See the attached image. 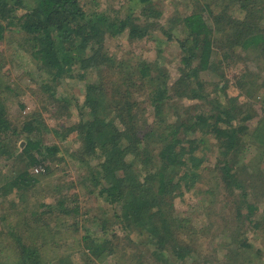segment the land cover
Returning <instances> with one entry per match:
<instances>
[{
    "label": "trees",
    "instance_id": "obj_1",
    "mask_svg": "<svg viewBox=\"0 0 264 264\" xmlns=\"http://www.w3.org/2000/svg\"><path fill=\"white\" fill-rule=\"evenodd\" d=\"M127 1L141 6L140 11L135 14L133 6L124 16L115 9L89 11L83 0H0V40L18 26L23 34L20 45L50 75L49 82L57 84L64 77H92L87 80L83 103L75 104L80 119L63 126L61 135L66 138L75 132L80 143L78 160L83 165L88 163L87 178L112 210L94 216L93 220L101 221L100 234L89 232L88 227L79 236L78 198L75 194L59 195L55 203H45L47 222L42 213L30 215L22 231L18 224H8L7 236L15 235L17 243L8 242L0 234V264H76L72 254L56 258L49 255V251L61 247L59 234H65L60 238L73 239L74 244L66 247L69 251L86 253V264L102 262L116 252L123 258L131 256L137 264L142 256L132 252L127 255L122 237L131 243L140 235L156 245V264H167L169 249L179 260L186 259L194 248L181 237L188 220L176 215L175 199L196 191L208 162L203 145L209 134L225 157L216 165L221 181L230 191L241 189V204L235 208L237 217L249 221L253 232L264 234V213L255 220L261 205L257 200H247L248 180L242 178L244 166L239 165L241 153L252 140L264 146V115L249 132L245 123L254 114L243 104L239 106V95L225 101L216 96L209 101L212 93L228 95L225 76L218 75L215 80L202 76L206 71L217 73L220 63L214 59L215 52L224 47H228V57L236 55L239 48L251 47L264 56V21L260 20L264 7L259 6L260 0H232L238 14L227 0H193L195 7L190 13L172 20L180 22L183 32L177 39L181 55L173 81L168 66L160 59H138L128 64L125 57L119 59L108 52V36L142 40L163 29L159 23L163 13L154 0ZM162 32L173 39L171 29ZM242 77L237 82L241 91L245 89ZM51 87L50 83L44 85L50 97L62 106L66 100L59 99ZM10 91L13 88L2 81L0 70V156H14L15 149L9 142L17 136L24 139L17 154L24 169L0 186L3 195L48 181L60 151L57 144L44 142L46 127L36 117L12 119L6 99ZM144 91L153 111L151 116L137 97ZM245 91L248 94L249 90ZM175 99L213 103L208 110L187 106L180 112L173 103ZM54 214L56 219H52ZM84 214L88 222L89 215ZM70 218L75 219L71 228L63 230L59 223ZM242 247L262 252L240 234L239 249Z\"/></svg>",
    "mask_w": 264,
    "mask_h": 264
},
{
    "label": "rangeland",
    "instance_id": "obj_2",
    "mask_svg": "<svg viewBox=\"0 0 264 264\" xmlns=\"http://www.w3.org/2000/svg\"><path fill=\"white\" fill-rule=\"evenodd\" d=\"M227 1L233 4L234 13L238 14L232 0ZM83 3L89 11L115 9L119 11L118 14L121 16L127 14L132 6L135 8V14L141 9V6L135 7L127 0H83ZM259 3V6L264 7V0H260ZM154 5L163 13L159 20L162 30L171 29L174 35L173 39H167L162 30H158L154 31L147 39L142 40H131L122 35L117 37L108 36L106 47L110 54H115L119 59L125 57L128 64L130 61H138V59L162 60L168 66L171 81H173L177 75L181 55V48L177 39L183 36V32L180 22L175 23L172 20L184 17L193 10L195 5L193 0H154ZM127 6L128 8H126ZM260 11V20L264 21V8L263 11ZM209 23H212V19H209ZM22 38L23 34L19 27L13 26L7 38L0 40L1 79L13 88V91L6 93L10 116L15 121H24V119L36 117L46 127L44 128V142L50 145L57 144L60 151L55 156L57 158L55 171L48 181L42 180L36 186L22 192L13 189L6 195L1 194L0 189V234L7 237L8 242L13 243L15 241L17 243L15 235L14 237L7 236L8 224H18L21 226L20 231H22L29 224L27 219L30 215L34 214L35 216L45 212V203H55V199L59 195L72 196L74 194L78 198L81 212V216L78 217L79 236L85 234L88 227L89 232L94 231L100 234L101 221L93 220L94 216H101L107 209L110 212L112 210L108 202L99 195L98 189L87 178L89 175L88 163L83 165L78 160L76 152L79 151L80 143L75 139V132H72L66 138L61 135L64 129L63 126L76 123L80 119L75 104L83 103L86 83L92 77L86 79H80L77 76L64 77L57 84L49 82L50 75L20 45ZM219 46L221 47V44ZM227 50L228 47H224L220 51L218 50V53L215 52L214 59L218 64L220 63L217 73L210 74L206 71L202 76L208 80L212 78L215 80L218 75H224L226 80L229 81L228 88L225 91L228 95H225L224 92L217 95L212 93L209 101L214 100L216 96L225 101L227 97L239 95V106L243 104L249 113L254 114L245 123L248 126V131L252 132L264 115V56L253 47L248 50L239 48L237 54H233L231 57L226 54L225 51ZM241 75H243L244 88L249 90L248 94H245V89L241 91L237 87ZM217 80H220V77ZM48 83L52 86L51 91H56V96L59 99L66 100L62 106L56 99L50 97L51 93L49 91L45 90L44 85ZM146 91L137 97L141 99L144 106H147L148 116H151L153 111L148 107L149 102L147 96H145ZM209 101L175 99L173 103L178 107V111L183 112L187 106H192V109L195 110L199 106L203 110H208L213 103V101ZM206 137L207 143L202 145L204 153L208 156V162L206 169L202 171V179L198 182L195 192H186L183 196H178L175 199L176 215L188 220L186 227L183 228L184 230L182 229L181 237L185 244L194 248V252H191L189 257L181 261L172 255L169 249L166 251L168 253L167 264H264V243L262 241L264 234L262 233V235L259 230L253 232L249 221L244 220L243 217H237L235 208L237 204H241V189L230 191L224 186L217 166L221 164V160L225 157L221 154V150L212 135L209 134ZM9 143L11 149H15V155L0 156V186L24 169V163L17 159V154L24 145V139L17 136ZM263 150L264 146L261 143L252 140L249 147L239 157V162H241L239 165L244 166L241 173L242 178L248 180L247 189L250 194L247 200H257L261 205V212L254 216L255 220H258L264 213ZM95 162H98V159ZM58 190L59 193L56 192ZM84 212L89 215L88 222L84 221L86 217ZM43 217L47 222L46 218H49V215L44 213ZM56 218L54 214L52 219ZM74 220V218L63 219L59 224L63 226V230L65 228L69 229V225ZM240 234L249 238L253 245L258 249H262V252L258 253L256 249L249 250L244 247L240 250ZM64 235L60 236L59 234L61 247L55 251H49V255L56 258L60 255L72 254V259L76 264H86V253L79 249L78 251H69L71 249L68 250L67 245H72L74 242L71 238H66L67 240L60 238ZM122 240L128 248L127 255L132 252L136 253V256H142L141 261L137 264H156L153 254L156 245L151 243L146 235L136 237L135 241L131 243L125 237H122ZM51 244L53 242H48V245ZM96 264H135V260L131 256L123 258L121 254L116 252L110 254L102 262L96 261Z\"/></svg>",
    "mask_w": 264,
    "mask_h": 264
}]
</instances>
